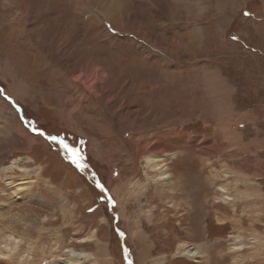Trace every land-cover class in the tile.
Here are the masks:
<instances>
[{
    "label": "rangeland",
    "instance_id": "1",
    "mask_svg": "<svg viewBox=\"0 0 264 264\" xmlns=\"http://www.w3.org/2000/svg\"><path fill=\"white\" fill-rule=\"evenodd\" d=\"M74 251L264 264V0H0V264Z\"/></svg>",
    "mask_w": 264,
    "mask_h": 264
},
{
    "label": "bare ground",
    "instance_id": "2",
    "mask_svg": "<svg viewBox=\"0 0 264 264\" xmlns=\"http://www.w3.org/2000/svg\"><path fill=\"white\" fill-rule=\"evenodd\" d=\"M165 143V142H164ZM148 144V143H147ZM163 144V143H162ZM141 145V144H140ZM155 145V144H154ZM156 146V145H155ZM159 146V145H158ZM161 146V145H160ZM163 146V145H162ZM146 148V147H145ZM149 148V147H148ZM160 148V147H159ZM167 148H169V147H166V149ZM178 148V147H177ZM161 149H162V147H161ZM175 149V148H174ZM144 150V149H143ZM149 151V150H148ZM159 151V150H158ZM182 151V148H178V150H177V153L178 152H181ZM143 152H145V151H143ZM150 152H152V151H150ZM161 152V151H160ZM164 152V151H163ZM147 153V152H146ZM149 153V152H148ZM166 153V152H165ZM157 154V153H156ZM159 154H161V153H159ZM175 153H173V155H174ZM164 155V154H163ZM178 155V154H177ZM155 156V155H154ZM168 156V155H167ZM166 158V157H165ZM168 158H169V156H168ZM167 159V158H166ZM147 161H148V163L149 164H152V165H157V164H160V162L162 161V159L161 160H156L155 158H153V157H150V156H148L147 157ZM166 162H167V160H165ZM165 165H166V163H165ZM168 165V164H167ZM148 166V165H147ZM154 167V166H153ZM164 167V166H163ZM162 167V168H163ZM24 171H29L28 169H25ZM156 171V170H155ZM162 171H164V170H162ZM26 172V173H27ZM157 174V173H156ZM160 174V173H159ZM167 176H170V175H167ZM157 177V176H156ZM162 178H163V176H162ZM165 178V177H164ZM163 178V179H164ZM28 182V181H27ZM175 183V182H174ZM20 187L19 188H24L25 186V182H21V183H17ZM28 184V183H27ZM25 189V188H24ZM207 211V210H206ZM207 219V218H206ZM71 251H73V250H71ZM191 250H189L188 252H190ZM196 251V250H195ZM198 252H200V251H198ZM192 254H197V253H192ZM70 255V254H69ZM81 256V254L80 253H75V251L74 252H71V255H70V257H69V260H68V263H70V264H77V262H79V261H77V258H79Z\"/></svg>",
    "mask_w": 264,
    "mask_h": 264
},
{
    "label": "snow or ice",
    "instance_id": "3",
    "mask_svg": "<svg viewBox=\"0 0 264 264\" xmlns=\"http://www.w3.org/2000/svg\"><path fill=\"white\" fill-rule=\"evenodd\" d=\"M247 14V13H246Z\"/></svg>",
    "mask_w": 264,
    "mask_h": 264
}]
</instances>
